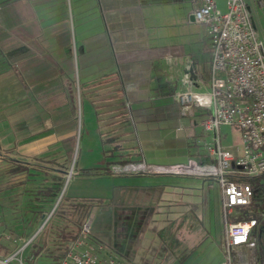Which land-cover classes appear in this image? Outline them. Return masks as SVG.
<instances>
[{"label":"crops","instance_id":"crops-1","mask_svg":"<svg viewBox=\"0 0 264 264\" xmlns=\"http://www.w3.org/2000/svg\"><path fill=\"white\" fill-rule=\"evenodd\" d=\"M192 2L0 0V157L16 164L11 173L36 163L58 182V199L70 187L57 245H43L37 264H71L70 254L85 250L103 264H191L192 253L203 257L198 264L223 263L214 177L116 172L137 163L218 165L214 134L203 127L212 105L182 114L177 101L181 90L210 101L203 81L211 82L213 45L191 20ZM218 138L234 158L243 155L239 129L221 125ZM79 220L91 223L85 237Z\"/></svg>","mask_w":264,"mask_h":264},{"label":"built area","instance_id":"built-area-1","mask_svg":"<svg viewBox=\"0 0 264 264\" xmlns=\"http://www.w3.org/2000/svg\"><path fill=\"white\" fill-rule=\"evenodd\" d=\"M264 17V0H255ZM194 20L205 27L213 45L211 65L210 101L189 90L177 93L182 114H189L194 106L212 105L210 118L203 122L206 132L214 134L212 151L218 165L207 172L189 161L187 165L149 167L143 163L122 165L116 172L201 173L214 177L222 192V212L225 221V240L222 246L224 261L232 264H255L240 257L243 249L256 247L252 231L258 222L254 218L228 222L229 216L237 217L239 208L253 203L254 189L249 181L231 178L232 165L247 179L264 176V21L258 25L246 0H225L221 11L217 0H193ZM255 6V7H256ZM222 77H218V74ZM188 84V80L183 81ZM221 125L236 127L241 131L244 152L241 157L220 145L218 130ZM91 229L86 220L80 228L85 237ZM71 264H103L88 251L70 254ZM64 264V263H63ZM112 264V262H109ZM264 264V261L261 262Z\"/></svg>","mask_w":264,"mask_h":264},{"label":"rangeland","instance_id":"rangeland-1","mask_svg":"<svg viewBox=\"0 0 264 264\" xmlns=\"http://www.w3.org/2000/svg\"><path fill=\"white\" fill-rule=\"evenodd\" d=\"M246 2L257 24L262 25L264 17L261 10L257 8L255 0H246ZM217 5L221 11L225 10V0H217ZM203 84L205 88L210 89V79L204 78ZM219 133L222 142L223 135L221 131ZM34 165L36 163L32 166L35 169L30 168L31 172L11 173V169L16 164L10 165L6 159L0 157V263L12 257V260L6 264H37L38 251L43 245L54 247L57 245L58 239L52 234L64 225L60 222L61 220L57 221V218L69 214L70 208L64 203L67 198L65 195L70 193L69 185L64 190L63 198L55 206L60 191L56 192L53 187H57L58 182L51 180L48 175L39 174L37 166ZM66 176L67 174L62 178L63 184ZM249 183L254 190H258L254 191L253 203L237 209L239 216H229L227 221L235 222L249 218L257 220L258 225L252 231L256 248L243 249L240 257L245 261L261 264L264 261V176L252 178ZM46 217L47 221L44 223ZM82 224V220H79L78 225ZM209 231L211 232V229ZM222 241L224 243V238ZM46 251L47 254L49 253L47 258L52 260L58 258L54 248ZM31 256L33 259L30 262ZM199 256L201 255L198 253H192L191 264H198ZM231 256L232 264H234L236 255L232 253ZM208 262L206 264H214V262L211 263L212 260Z\"/></svg>","mask_w":264,"mask_h":264},{"label":"bare ground","instance_id":"bare-ground-1","mask_svg":"<svg viewBox=\"0 0 264 264\" xmlns=\"http://www.w3.org/2000/svg\"><path fill=\"white\" fill-rule=\"evenodd\" d=\"M47 221V217L45 218V220H44V223ZM12 260V257H9V258H7L5 261H3L2 263H0V264H6V263H8L9 261H11Z\"/></svg>","mask_w":264,"mask_h":264},{"label":"trees","instance_id":"trees-1","mask_svg":"<svg viewBox=\"0 0 264 264\" xmlns=\"http://www.w3.org/2000/svg\"><path fill=\"white\" fill-rule=\"evenodd\" d=\"M17 169H18L17 172H20V171H21V170H20L21 168H17ZM17 172H16V173H17ZM57 191H59V188H56V192H57ZM51 194H52V192H51ZM255 248H256V247H255ZM40 250H41V249H39V251H40Z\"/></svg>","mask_w":264,"mask_h":264},{"label":"water","instance_id":"water-1","mask_svg":"<svg viewBox=\"0 0 264 264\" xmlns=\"http://www.w3.org/2000/svg\"><path fill=\"white\" fill-rule=\"evenodd\" d=\"M191 20H194L193 14H191ZM60 199H61V196H60V198L58 199V202L60 201ZM58 202L56 203V206H57Z\"/></svg>","mask_w":264,"mask_h":264}]
</instances>
